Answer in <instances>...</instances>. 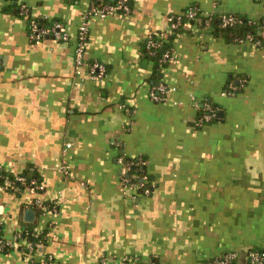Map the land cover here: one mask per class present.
Segmentation results:
<instances>
[{"label": "crops", "instance_id": "crops-1", "mask_svg": "<svg viewBox=\"0 0 264 264\" xmlns=\"http://www.w3.org/2000/svg\"><path fill=\"white\" fill-rule=\"evenodd\" d=\"M126 1L129 14L100 19L87 18L93 0H0V167L45 187L0 188L3 234L18 239L0 264H206L264 248V41L227 43L200 18L169 27L192 6L264 20V0ZM42 19L70 40H32ZM84 22L98 81L75 73ZM153 35L171 46L166 66L144 55ZM127 159L144 163L149 195L124 183Z\"/></svg>", "mask_w": 264, "mask_h": 264}, {"label": "built area", "instance_id": "built-area-1", "mask_svg": "<svg viewBox=\"0 0 264 264\" xmlns=\"http://www.w3.org/2000/svg\"><path fill=\"white\" fill-rule=\"evenodd\" d=\"M94 4L89 13L87 14L88 17H96L100 19H104L113 14H129L131 12V7L126 0H119L117 3L110 4L105 2V0H93ZM23 13H26V9L23 8ZM213 14H205L201 12L197 7L184 12L183 14L169 17V27L171 30L175 31L178 26H180L181 22L186 19V21H196L199 17H210ZM222 26L227 27L234 25L236 22V18L232 15L224 14L221 17ZM209 24V23H207ZM30 30H31V38L35 41H40L47 38H52L55 41L59 42H68L70 40V35L65 30L64 26L60 22H55L49 28L40 27L36 21H31L30 23ZM88 23L84 22L80 25L77 35V45L75 49V73L78 76H81L82 70L84 66H88L90 78L92 80L98 81L103 79L106 74V67L99 63V62H92L87 64L84 60L85 56V49H86V42L88 38ZM253 43L252 38L248 37L247 40ZM242 43V42H241ZM257 44V43H255ZM162 43H159L149 37L147 40V47L148 49H152L158 46H161ZM172 59V55L170 51H166L163 55V62H169ZM171 89L165 83H160L158 86L154 87L151 91V98L156 102H163L166 101L168 95L170 94ZM211 120L210 116L203 117L198 120V125H202L205 121ZM70 147V145H68ZM2 168L0 167V170ZM129 167L127 173H129ZM127 178L124 180V183L130 184L128 180V174L126 175ZM145 179V178H144ZM20 182H24L25 179L20 177L18 179ZM31 191L34 193L44 191L45 187L43 184L38 181H31ZM136 187L138 190L144 187V180H141L139 184H130ZM3 189V188H2ZM6 189V188H4ZM144 194L149 195L150 191L146 189ZM40 203V202H39ZM56 211V209L54 208ZM37 236V235H36ZM18 242V239L15 238L13 241L8 240L3 234V225L0 223V253L4 251H11L13 250L14 246ZM48 260L53 262V257L48 256ZM100 264H118L113 259H102ZM119 264H138L131 259H124ZM149 264H155L151 262ZM206 264H264V248H251L247 249L243 253L240 252H227L223 253L212 260H210Z\"/></svg>", "mask_w": 264, "mask_h": 264}, {"label": "trees", "instance_id": "trees-1", "mask_svg": "<svg viewBox=\"0 0 264 264\" xmlns=\"http://www.w3.org/2000/svg\"><path fill=\"white\" fill-rule=\"evenodd\" d=\"M117 1L119 0H115V1L105 0V2H108L110 4L117 3ZM192 8H195V6L190 7L185 12H187L188 10ZM228 15L234 16L236 18V22L234 25L227 26V27L222 26V21H221L222 15L213 14L210 17H202V18L199 17V18L202 19V21H204L205 23L206 22L209 23V25L213 29V33L223 38V40L227 43H233V42L241 43L247 40L248 37L252 38L253 43H257L259 45L264 41L263 39L264 38V35H263L264 34V20L254 21V20H250L249 18L240 16V15H234V14H228ZM46 21L47 19H42V20H37L36 22L39 24L40 27H43V28H49L55 23L53 22L50 25L46 26L45 24ZM186 22H187L186 19H184L176 30L178 31V29ZM29 32L31 35V30ZM152 39L159 43H162V45L152 48V49H148L147 41H146L143 45V52H144L145 57L154 61L155 66L157 68L166 66L169 62H163L162 60H163V55L166 51H170L172 55V49H171L169 42L163 41L155 35L152 36ZM160 83L162 82L159 77V74H157L155 77L153 88L158 86ZM141 161L138 159H131V160L127 159L125 161V164H127L130 169L128 173V176H129L128 180L130 184H139L141 180H144V187L141 188V190L139 191L144 193V191L148 189L151 192L152 186L150 185L148 187V184L150 182L149 177L146 174L144 163L141 165ZM20 177L24 178L25 181L24 182L18 181ZM31 181H38V183L41 182L38 176H36L35 174L31 175L29 172H26L21 175H14V174L4 171L3 169L0 170V188H3V189L6 188L5 190L15 191V190L24 189V188L31 189L33 187L31 185ZM42 213H43V210H42ZM27 231L32 232L30 233V237L32 238V239L30 238V241L33 244L37 245L38 243L45 242V237H46L45 234L38 235L33 230L32 227H29ZM5 252H9V251L6 250L4 251V253ZM45 261L47 264L52 263L50 260H48V257L45 259ZM53 262H54V259H53Z\"/></svg>", "mask_w": 264, "mask_h": 264}, {"label": "water", "instance_id": "water-1", "mask_svg": "<svg viewBox=\"0 0 264 264\" xmlns=\"http://www.w3.org/2000/svg\"><path fill=\"white\" fill-rule=\"evenodd\" d=\"M25 220L29 223H33L35 220V211L34 210H27L25 213Z\"/></svg>", "mask_w": 264, "mask_h": 264}]
</instances>
